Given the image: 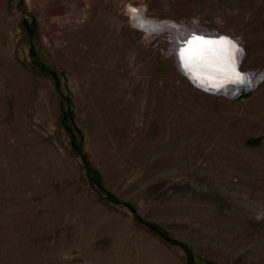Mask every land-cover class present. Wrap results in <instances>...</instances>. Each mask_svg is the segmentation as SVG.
I'll use <instances>...</instances> for the list:
<instances>
[{"label":"rangeland","instance_id":"obj_1","mask_svg":"<svg viewBox=\"0 0 264 264\" xmlns=\"http://www.w3.org/2000/svg\"><path fill=\"white\" fill-rule=\"evenodd\" d=\"M170 31L252 86L193 85ZM0 264H264V0H0Z\"/></svg>","mask_w":264,"mask_h":264},{"label":"water","instance_id":"obj_2","mask_svg":"<svg viewBox=\"0 0 264 264\" xmlns=\"http://www.w3.org/2000/svg\"><path fill=\"white\" fill-rule=\"evenodd\" d=\"M193 37L202 38L204 41H207L208 44H215V45H217L218 43H221L224 40H229L235 44L236 48L241 50L238 54H235V61L233 64L236 72L240 74V78L235 77L236 79H233V81H230L228 83L226 82L227 84H222L220 82H216L212 79H209V77L212 75L209 74L210 71L208 70L203 71L204 69L203 70L201 69L199 71H195V70L189 71V69L185 68L177 52L178 59H179L178 67H180L181 73L185 75V77L193 85H195L196 87L208 93H213L217 95H227V94L236 95L244 91L246 88H249L252 86L251 76L247 72L241 69L243 48L234 37H231L229 35H217V36L209 35L208 36L207 34H204L203 32L194 31V32L189 33V36L187 37L186 40H191ZM186 40H184L181 43V45H183ZM241 78L244 80V82H241Z\"/></svg>","mask_w":264,"mask_h":264},{"label":"snow or ice","instance_id":"obj_3","mask_svg":"<svg viewBox=\"0 0 264 264\" xmlns=\"http://www.w3.org/2000/svg\"><path fill=\"white\" fill-rule=\"evenodd\" d=\"M133 11H135V9H133ZM141 22L142 21H138V24ZM224 45H227L229 49V61L227 66L218 70L227 75L240 78V74L236 72L235 67L232 65V61L235 58V54H238L241 50L236 48L235 44L229 40L222 41L220 45H214L213 49H219L222 51ZM209 52L210 49L208 47V42L198 37L186 40L185 43L178 48V55L185 68L189 69V71H199L205 67L211 66L209 63ZM212 54L215 55V51H213ZM241 82H244L242 78Z\"/></svg>","mask_w":264,"mask_h":264},{"label":"bare ground","instance_id":"obj_4","mask_svg":"<svg viewBox=\"0 0 264 264\" xmlns=\"http://www.w3.org/2000/svg\"><path fill=\"white\" fill-rule=\"evenodd\" d=\"M179 32V31H178ZM182 32V31H181ZM198 32V31H197ZM170 39H174V42L176 43L175 45V56H176V61H177V64L179 66V59H178V55H177V52H178V48L180 47L181 43L187 39V37L189 36V34H187L186 36H181L177 33V35L175 34L174 31H170ZM205 34V33H204ZM208 36L209 35H214V36H217V34H207ZM221 43H218L217 45H220ZM215 44H208V47L210 49V52H209V56H210V60H209V63L211 64V66L209 67H205L203 68L202 70L203 71H210L209 74L212 75L209 77V79H212L216 82H220L222 84H227L228 82L230 81H233V79H236L235 76H230V75H227L225 74L224 72H221L219 71L218 69L220 68H223L225 66L228 65V61H229V49H228V46L227 45H224L223 46V50H219V49H213V46ZM213 51H215V55H213ZM234 61H235V58L234 60L232 61V65L234 64ZM180 69V67H179ZM251 76V75H250ZM254 76H251V81L252 83L254 82ZM227 82V83H226ZM233 85V84H232ZM118 119V118H117ZM127 119V118H126ZM205 140V139H204ZM187 143V142H186ZM233 143V142H232ZM180 144V143H179ZM206 144V143H205ZM234 148V147H233ZM168 156V155H167ZM232 178V177H231ZM219 184V183H218ZM233 185V184H232Z\"/></svg>","mask_w":264,"mask_h":264},{"label":"clouds","instance_id":"obj_5","mask_svg":"<svg viewBox=\"0 0 264 264\" xmlns=\"http://www.w3.org/2000/svg\"><path fill=\"white\" fill-rule=\"evenodd\" d=\"M138 26H143V22H141L140 25H138Z\"/></svg>","mask_w":264,"mask_h":264},{"label":"trees","instance_id":"obj_6","mask_svg":"<svg viewBox=\"0 0 264 264\" xmlns=\"http://www.w3.org/2000/svg\"><path fill=\"white\" fill-rule=\"evenodd\" d=\"M154 229H155V227H153ZM155 230H157V231H160L158 228L157 229H155Z\"/></svg>","mask_w":264,"mask_h":264}]
</instances>
